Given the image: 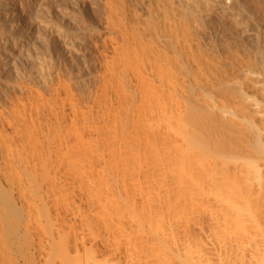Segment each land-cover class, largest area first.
<instances>
[{"label":"bare ground","instance_id":"obj_1","mask_svg":"<svg viewBox=\"0 0 264 264\" xmlns=\"http://www.w3.org/2000/svg\"><path fill=\"white\" fill-rule=\"evenodd\" d=\"M41 6L96 82L36 84L1 44L0 264H264V0H0V23Z\"/></svg>","mask_w":264,"mask_h":264},{"label":"rangeland","instance_id":"obj_2","mask_svg":"<svg viewBox=\"0 0 264 264\" xmlns=\"http://www.w3.org/2000/svg\"><path fill=\"white\" fill-rule=\"evenodd\" d=\"M54 1V0H53ZM52 2V1H51ZM46 6V5H45ZM45 6H41V8H38V9H36V8H30V9H28V8H25V9H17V10H10V12H9V14L11 13V15H8L7 13L4 15V17L3 18H5V20H3L1 23H0V46H1V48H0V50L1 49H3V47H2V45L3 46H8V45H10V47H12V44H13V42H12V40L14 39L15 40V38L16 37H18V36H20V35H23V37L25 38V42H26V45H27V49H28V52H27V54H29V55H19V54H16L15 52L13 53V51H11V53H12V56H13V59H14V57H15V59H14V63L12 64V66H14V68H13V71H17L16 70V68L17 69H19L18 71H20V70H25V73H26V76H28L27 78H29V79H34V82H35V79L36 78H34L35 77V75H34V77H33V74H35V70L36 71H38V66H39V64L40 63H47V70H49L50 69V71H53L52 73H53V75L55 76L56 75V73L58 74L57 76H55V77H59V75L63 78V80L68 84H70V86L71 87H74V88H76L77 87V82H76V80L77 81H81V80H83L86 84H88L89 85V87H91V88H94V83L96 82V71H95V69H96V67L95 68H93L94 66H96L94 63H95V60H93L94 59V56H93V54H92V56H90V57H92V61H94V62H92V61H90V57H89V55L90 54H87V52L88 53H90L91 52V50H90V52L89 51H83V50H80V49H78L77 51H76V53L78 52V54H76L75 52V54L73 53V51L71 52V51H69V47H68V44L66 45H64V42H62L63 43V45H62V43H57L56 42V40H54V38H52L51 39V37L49 36V34L47 33L48 31H47V29H45L46 27H44L42 24H41V22L44 24V22H45V20L48 22L49 20H50V22L49 23H52V25H53V27H56V25L58 26V22H57V20H56V18H57V13H56V11L58 10V8H56V6H53V7H45ZM57 9V10H56ZM58 12V11H57ZM86 11H84V12H76V13H78L77 14V16H78V18L77 19H79L78 20V22H77V24L80 26V27H77V28H84V26H85V24L84 23H87L88 21H89V19H90V15L92 16H94V12L92 13V11H90V13L89 12H86ZM90 15H89V14ZM92 13V14H91ZM80 14H82V15H80ZM84 14H86V16H85V18H87V20H85L83 17V15ZM14 15V16H13ZM88 15V16H87ZM12 16V17H11ZM33 16V17H32ZM85 20V22H84V20L81 18V17ZM93 16L91 17V18H93ZM11 17V18H10ZM8 18V19H7ZM13 18V19H12ZM15 18H17V19H15ZM35 19V20H33V19ZM10 19V20H9ZM51 19H53V20H51ZM7 20V21H6ZM17 20V21H16ZM42 20V21H41ZM56 20V21H55ZM83 21V22H81V21ZM91 20V19H90ZM44 21V22H43ZM4 22V23H3ZM11 22V23H10ZM12 22H14L15 23V25H14V23H12ZM39 22V23H38ZM81 23V25H80V23ZM90 22H92V21H90ZM3 23V24H2ZM6 23V24H5ZM54 23V24H53ZM57 23V24H56ZM7 24H9V25H7ZM39 24H41V25H39ZM83 25V26H82ZM4 26V27H3ZM6 26L8 27V28H6ZM14 26V27H13ZM41 26V27H40ZM12 28L11 30H10V28ZM86 27V26H85ZM10 30V31H9ZM5 31V32H4ZM66 32H68V31H66ZM89 38H87V41L89 42V44H91L92 43V41H91V39L90 40H88ZM86 41V40H85ZM86 41V42H87ZM79 42H81V43H84V41H78V43ZM86 42L84 43V45L86 44ZM88 42H87V44H88ZM2 44V45H1ZM5 44V45H4ZM86 44V45H87ZM58 45H61V46H59L58 47ZM79 45V47L81 46V45H83V44H78ZM84 45H83V47H84ZM85 45V46H86ZM63 46V47H62ZM91 46L93 47L94 46V44L92 45L91 44ZM9 47V46H8ZM82 47V46H81ZM82 47V48H83ZM58 48H60V50H59V52L61 51V49L63 50L62 52L64 53V54H62V52H60V53H57L58 52ZM88 48V47H87ZM70 50H74L72 47H70ZM76 50V49H75ZM74 50V51H75ZM65 51V52H64ZM4 52H5V49H3V50H1L0 51V77H1V79H0V82H2L3 80V82H2V84H3V86L4 87H6V89L8 90V91H11V90H13L12 89V86L10 85V84H12V83H7L8 81L7 80H9V75H7V74H10V73H8L9 72V70L6 68V70H4L5 68H4V60H2V59H4ZM69 52H71V53H69ZM67 53V54H66ZM73 53V54H72ZM80 53V54H79ZM85 55V57L84 56H82V55ZM59 55V56H58ZM62 55H64L63 57L64 58H62L61 56ZM67 55V56H66ZM86 55H88V56H86ZM22 56H24V57H22ZM85 59H84V58ZM90 59H89V58ZM25 58V59H24ZM40 59V61H38ZM64 59V60H63ZM16 60V61H15ZM52 62V64H50V67L53 69V70H51V68L49 67V63H50V61ZM85 60H86V64H85ZM89 60V61H88ZM66 61V62H65ZM38 62H40V63H38ZM90 62H92L90 65L92 66H89V63ZM2 63V64H1ZM68 63V64H67ZM21 64V65H20ZM36 64H38V65H36ZM94 64V65H93ZM17 65H20V66H17ZM41 65V64H40ZM37 68H36V67ZM86 66H89V67H86ZM16 67V68H15ZM19 67H21V69L19 68ZM79 67V68H78ZM92 68V70L91 69H87V68ZM26 68V69H25ZM82 68V69H81ZM15 69V70H14ZM78 69H79V71H78ZM94 69V70H93ZM62 71V73H58V71L59 72H61ZM81 70V71H80ZM89 70H91V72L89 71ZM2 71H5V72H3L2 73ZM23 71H20V72H18V73H22ZM29 71V72H28ZM32 71H34V72H32ZM95 71V72H94ZM56 72V73H55ZM78 72L81 74H78ZM93 72V73H92ZM7 73V74H6ZM29 73H31V74H29ZM75 74V79L74 78H72V77H74L73 75ZM78 74V78H76L77 75ZM2 75V76H1ZM7 75V76H6ZM32 75V77H30ZM36 75H37V73H36ZM79 75H80V77L82 78H80L79 77ZM4 79H3V78ZM80 78V79H79ZM75 80V82H74V80ZM85 79V80H84ZM6 81V82H5ZM36 81H37V79H36ZM83 81H81V82H83ZM5 83V84H4ZM36 83V82H35ZM38 84H39V82H37ZM36 83V84H37ZM6 85V86H5ZM9 87V88H8ZM74 88H72V89H74ZM76 90H78V87L74 90V91H76ZM76 92H78V91H76Z\"/></svg>","mask_w":264,"mask_h":264}]
</instances>
